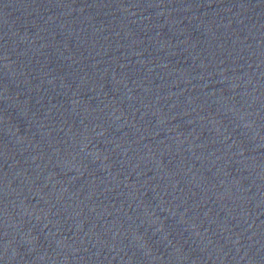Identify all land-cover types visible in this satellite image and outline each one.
Returning <instances> with one entry per match:
<instances>
[{
	"label": "water",
	"instance_id": "1",
	"mask_svg": "<svg viewBox=\"0 0 264 264\" xmlns=\"http://www.w3.org/2000/svg\"><path fill=\"white\" fill-rule=\"evenodd\" d=\"M0 264H264V0H0Z\"/></svg>",
	"mask_w": 264,
	"mask_h": 264
}]
</instances>
